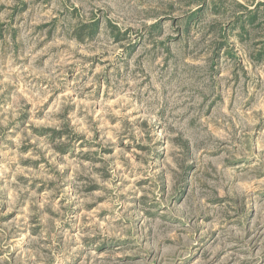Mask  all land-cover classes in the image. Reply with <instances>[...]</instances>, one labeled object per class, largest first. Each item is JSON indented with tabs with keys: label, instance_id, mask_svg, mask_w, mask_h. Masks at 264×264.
Instances as JSON below:
<instances>
[{
	"label": "rangeland",
	"instance_id": "obj_1",
	"mask_svg": "<svg viewBox=\"0 0 264 264\" xmlns=\"http://www.w3.org/2000/svg\"><path fill=\"white\" fill-rule=\"evenodd\" d=\"M236 1L263 22L0 0V264H264V32Z\"/></svg>",
	"mask_w": 264,
	"mask_h": 264
},
{
	"label": "trees",
	"instance_id": "obj_2",
	"mask_svg": "<svg viewBox=\"0 0 264 264\" xmlns=\"http://www.w3.org/2000/svg\"><path fill=\"white\" fill-rule=\"evenodd\" d=\"M230 6H232V7L233 6H236L237 8L239 7L242 10L241 13H242L243 17H242V15H235L233 17V20L234 21L231 22L232 26H235V27L238 28V32H239L240 36H243V37L245 36L246 38L250 39L252 37V35H254L255 33L254 34H251V32H252L253 29L252 30H249V27H254V26H256V27H254V30H255V28L258 27L256 29L257 30V33L261 34L262 32H264V20H263V22H258L257 21L258 20V15L255 12V10L248 9L246 5H243L242 3L237 2V1L235 3H231ZM212 8H213L214 13H218V10L219 9L217 7V4L216 5L213 4V7ZM234 8L235 7H233V10H234ZM236 12H237V10L234 13H236ZM201 16H203V11L202 10H198L195 13H191L190 19H189V21H187V26H188V24H189L190 21H193V20L196 21ZM263 19H264V17H263ZM260 25H261V27H260ZM113 29H115V28H113ZM225 31H226V29H225L224 26H221L220 27L218 24H214V23L213 24H209V26H208V32H210L212 34H215L217 32L218 33L221 32L220 33V36L223 38V41L217 42L215 44V47H218L219 48L223 44H227L226 39L224 38ZM116 35L118 36V33ZM263 43H264V41H263ZM256 45H257V43H256ZM226 50H227V53L228 54H233L230 51V48H227ZM247 53L249 54V56H253L252 53H251V51L248 50ZM263 56H264V49L261 51V53L257 54L254 58L252 57V61H259V60H261V58Z\"/></svg>",
	"mask_w": 264,
	"mask_h": 264
}]
</instances>
